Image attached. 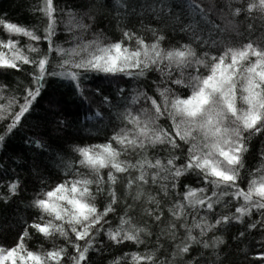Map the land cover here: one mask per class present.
<instances>
[{
  "label": "snow or ice",
  "instance_id": "1",
  "mask_svg": "<svg viewBox=\"0 0 264 264\" xmlns=\"http://www.w3.org/2000/svg\"><path fill=\"white\" fill-rule=\"evenodd\" d=\"M115 6L117 14L122 12L124 17L143 18L150 14L172 31L187 35L189 42L165 48L164 33L145 25L143 19L141 26L154 37L151 42L131 29H122V39L118 41H110L102 33H93L92 39H85L84 34L91 30L92 24L83 17L77 19L69 11L65 30L78 29L79 34L72 37L71 47H64L54 42L59 24L53 0H40L33 9V15L39 14L46 21L39 34L37 28L0 19V26L9 37L0 40V71H20L24 65L32 67L31 86L24 89L23 102L14 95H6L8 86L0 85V122L8 121L0 134V147L6 136L21 126L50 77L72 83L83 96V82L89 73L137 80L151 72L158 73L157 80L151 82L153 94L138 89L130 96L124 111L117 116L119 126L105 143L75 146L76 160L59 161L66 177L61 182L49 185L41 179V189L29 205L37 210L36 219L31 224L25 222L16 245L7 249L0 246V264H63L67 249L55 246L56 237L73 247L74 253L68 255L70 264H91L89 252L100 251L96 243L101 232L113 244L128 241L145 244V238L153 232L147 221L143 225L134 223L130 213L140 205L142 215L160 228L164 217L160 197L169 198V185L175 190L180 177L189 173L201 180L203 186L185 185V191L177 193L181 198L167 208L170 219L156 236L158 248L163 247L158 243L162 237L173 242L167 264H203L198 258L203 253L193 256V246L218 249L225 243L222 237H204L230 222L243 224L254 210L259 218L246 227L259 226L264 230V150L259 153L261 163L255 170H245L249 141L264 133V43L249 38L247 43L236 47L222 35L225 32L240 35L241 27L254 35L257 21L264 26V0H224L219 7L213 3L205 5L203 0H185L175 7L168 0L143 4L115 0ZM217 16L227 20L226 27L217 22ZM241 16L249 21L246 25L238 20ZM87 19L93 21L94 17ZM13 36L24 37L28 42L21 47L20 40L12 39ZM41 41L47 43L46 50H41ZM53 54L58 58L55 61ZM178 89L186 90L187 94L182 95ZM161 120H167L169 127L162 126ZM58 124L62 128L64 121ZM178 141L187 146L184 162L179 165ZM32 143L47 151L41 141ZM158 146L167 153L165 157L149 155ZM105 169L106 180L102 174ZM242 171H246V188L240 186L244 182ZM120 174H126L124 197L116 191ZM152 186L158 191L153 193ZM21 191V181L14 179L7 185V195L0 193V201L7 204ZM98 196L107 201L103 210L96 204ZM233 201L237 202L234 212L220 214L210 222L208 213L215 214L217 206L228 208ZM117 204L122 206L123 214L113 228L107 218L116 213ZM202 210L204 215H200ZM29 228L53 241V248L29 250L24 242L31 238ZM181 229L184 235L179 237ZM194 230H198L196 234ZM244 234L240 232V236ZM130 257V260L129 254L117 257L113 264H164L155 250L131 253ZM255 258L264 260V252Z\"/></svg>",
  "mask_w": 264,
  "mask_h": 264
},
{
  "label": "trees",
  "instance_id": "2",
  "mask_svg": "<svg viewBox=\"0 0 264 264\" xmlns=\"http://www.w3.org/2000/svg\"><path fill=\"white\" fill-rule=\"evenodd\" d=\"M133 2L143 4L152 2V0H133ZM168 2L175 7L178 4H184L185 0H168ZM39 3L40 0H0V19L29 28H37L39 34V31L46 24V21L41 19L39 14L33 15V9L39 6ZM203 3L205 5L213 3L219 7L224 3V0H203ZM53 6L56 8V17L59 24L58 34L54 38V42L64 47H71L72 37L79 34L78 29L74 32L65 30V26L69 23L67 15L69 11L74 13L77 19L83 17L85 22L92 24L91 30L84 34L85 39H92L93 33H102L106 35L108 40L118 41L122 39V29H131L137 32L138 35H142L145 41L151 42L154 37L141 26L140 21L143 19L145 25L150 24L153 28H157L164 33L163 47H178L182 43L189 42L187 35L172 31L171 27L165 26L150 14L143 18L138 16L124 17L122 12L118 15L115 0H53ZM180 10V8H176L177 12H180ZM88 16L94 17V20L88 21ZM228 19H231V17H228ZM238 20L243 21L245 25L249 22L244 20L243 16ZM217 22L222 27L227 26V20L220 16H217ZM257 26L255 34L251 36L243 27L240 28V35L230 32H225L222 35L226 42L236 47L247 43L249 38L264 43V26H260L259 21H257ZM8 38L5 30L0 26V40H7ZM11 38L14 40L19 39L21 47L28 42L24 37L13 36ZM40 48L42 51L46 50L47 43L41 41ZM56 59L58 58L53 54V60ZM31 71L32 67L30 65H24L20 71H0V85L8 86L5 94L21 98V102H23L24 89L31 86L29 75ZM157 78L158 73L155 72H151L146 78L139 80L123 75L106 76L101 73H89L88 79L83 82V96L80 95L72 83L56 77L48 78L41 95L37 97L32 109L21 121V126L13 130L12 134L6 136L3 146L0 147V184L3 185V187H0V193L7 195V185L14 179L21 181L22 188L20 195L12 197L7 204L0 201V246L7 249L16 245L24 230L25 222L31 224L36 219L37 210L29 207V205L41 189V179L46 180L49 185H55L65 179L59 161L61 159L65 161L76 160L77 154L73 151L75 146L105 143L119 126L117 116L124 111L130 96L138 89L146 90L149 95H152L153 85L151 82L157 80ZM121 89L123 90L122 93ZM178 91L182 95L187 94L186 90L178 89ZM104 97L108 98L107 102L103 99ZM97 112L100 115H97ZM61 120L64 121L62 128L58 124ZM7 123V120L0 122V134L4 132ZM160 123L166 128L169 127L167 120H161ZM34 140L44 143L47 146V151L38 149L32 143ZM178 143H181V150H178L176 154L181 155V159L176 161L177 165L184 162L183 152L186 151L187 147L182 142L178 141ZM248 147L249 151L245 154L246 171L255 170L261 163L259 153L264 150V133L253 136ZM149 155L163 158L167 153L160 151L158 146L157 149L150 151ZM131 158L133 161L135 160V157ZM246 171L241 172L244 182L240 186L244 188L247 186ZM107 172L108 170L105 169L102 173L105 180L107 179ZM125 177L126 174H120L116 185L117 195L120 197L125 196ZM185 185L199 188L203 186V183L196 176L189 173L180 177L179 186L175 190H172L171 185H169V198L160 197L163 201L161 210L164 212L160 228L166 226L170 219L167 208L175 200L181 198L177 193L184 192ZM150 190L153 193L158 191L156 186H152ZM209 191H211V188ZM106 202L104 197H97L96 204L101 210H103ZM128 202L131 203V199ZM236 204L237 202L233 201L228 208L217 206L215 214H207L210 222H214L216 216L220 214L234 212ZM115 207L116 213H110L107 218L113 228L118 225V217L123 214L120 204ZM204 214L202 210L200 215ZM130 215L133 216L134 223L138 222L143 225V222L147 221L153 235L145 238V244L137 245L128 241L117 245L113 244L104 232H101L96 243V247L100 251L90 250L89 252L91 264H113L115 258L122 257L125 254H129L130 260L131 253H145L153 250L156 251L157 258L167 264V259L173 250V242L162 237L158 243L163 247L158 248L156 236L159 234L160 228H157L150 218L142 215L140 205H136L135 211ZM258 218L259 213L254 210L251 217L244 218L243 224L230 222L227 225L220 226L213 232L208 233V236L204 239L220 236L225 243L215 250L202 249L198 245H194L192 255L197 256L198 252H202L203 256L198 258L203 264H264V260L255 258L264 252V243H262L264 242V230L260 229L259 226L255 229L246 227L251 220ZM189 223H191V218H189ZM107 227L109 225H105V228ZM197 231L194 230L193 234H196ZM241 231L245 233L244 236H240ZM29 233L31 238H26L24 241L29 250L47 251L51 250L55 244L56 247H66L68 255L74 253L73 247L63 238H54L53 244V241L46 240L31 228H29ZM183 235L184 232L181 229L178 236L182 237ZM80 243L83 245L84 242L80 241ZM68 255L65 256L63 264H70Z\"/></svg>",
  "mask_w": 264,
  "mask_h": 264
}]
</instances>
